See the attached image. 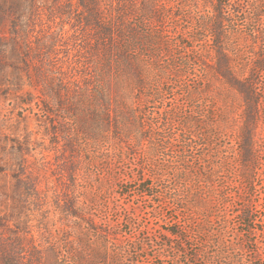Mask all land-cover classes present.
<instances>
[{
    "label": "rangeland",
    "instance_id": "rangeland-1",
    "mask_svg": "<svg viewBox=\"0 0 264 264\" xmlns=\"http://www.w3.org/2000/svg\"><path fill=\"white\" fill-rule=\"evenodd\" d=\"M162 1L171 6L166 10L172 18L165 25L195 46V56L204 63L196 65V77L192 72L189 82L180 79L194 90L206 79L201 71L212 74L216 60L206 24L214 7L228 0ZM236 1L239 13L228 27L226 48L232 50L238 77L254 78L261 100L255 139L262 166L250 200L253 210L264 214V70L254 65L264 62V0ZM133 2L141 9L145 1ZM88 4L0 0V264H58L56 255L65 254L71 262H82L80 254L87 256L98 246L88 229L91 221L97 232L110 225L120 242L119 264H264V227L258 225L249 234L239 225L243 204L236 189L238 166H211V148L193 154L194 160L205 155L206 166H181L176 154H160L144 171L153 197H140L123 195L129 188L137 192L138 169L146 163L136 146V127L128 140L122 133L114 137L112 127L101 120L104 148L97 152L85 145L74 122L72 99L91 83L95 29ZM94 4L109 10L116 1ZM207 78L205 94L210 97L200 101L197 111L180 97L188 89L174 85L160 102L147 104L145 112L138 109L135 119L143 112L148 125L162 122L164 132L178 135V121L190 113L206 123L225 114L217 155L232 162L241 108L216 95L224 88L221 80ZM81 113L87 114L86 109L80 107V118ZM197 177L202 188L190 193L199 184Z\"/></svg>",
    "mask_w": 264,
    "mask_h": 264
},
{
    "label": "trees",
    "instance_id": "trees-1",
    "mask_svg": "<svg viewBox=\"0 0 264 264\" xmlns=\"http://www.w3.org/2000/svg\"><path fill=\"white\" fill-rule=\"evenodd\" d=\"M94 1L96 3L97 0H89L87 6V11L91 13V25L95 29L91 83L79 94L76 93L72 99L74 122L77 129L84 134L85 145L93 146L97 152L104 148L102 143L104 140L98 128L101 120L105 125L112 127L115 132L114 137L122 133L128 140L131 130L136 127L135 131H138L135 135L136 146L140 150L141 160L146 163L141 162L138 169L137 192H133L130 188L125 191L121 184L119 186L125 191L123 195L136 193L140 197H153L146 188L150 185L147 183L144 171L145 166L160 159V154L166 155L164 153L168 152L176 154L179 159L177 164L181 166H195L194 162L198 166H206L205 155L201 159L194 160L196 158L193 154L204 147L211 148L207 156L209 160H213L211 166H238L236 189L240 190V200L243 204L238 216L239 225L247 228L249 234L255 232L258 225L264 227V214L262 211H254L250 200V196L252 197L256 190L259 167L262 166L255 139V130L260 121L261 100L254 78L238 77L239 74L234 71L229 55L232 50L226 48L230 35L228 27L232 24V19L237 16L236 13H239L235 8L237 1L228 0L227 4L218 3L214 7V13L210 15L206 26L212 38L216 60L212 66V74L205 70L201 71L206 79L201 78L202 85L198 82L199 85H196L194 90H190V86L181 80L189 82L187 79L192 72L196 77V65L204 63L195 56L197 55L195 46L180 40L179 35L172 33L165 25L168 18H172L166 10L171 6L162 0H144L141 9H138L134 0H115L114 7L109 6V10H104L101 7L95 8ZM254 65L257 66V70H264L263 61H256ZM207 74L210 78L214 76L216 80L223 82L224 88L219 89L216 95H223L225 101L230 99L238 104L239 109L241 108L239 115L241 124L235 131L237 154L233 156L232 162L229 161L228 156H218L220 150L216 144L217 138L222 136L221 128L226 124L225 114L217 115L212 119H215L214 121L208 120L206 123L203 120L205 118L197 120L195 114L190 113L187 118L178 121L177 125L181 128L178 135L170 129L164 132L161 128L162 122H159L157 127L152 123L148 125L143 112H141L142 118L135 119V112L138 109L144 110L147 104L157 100L160 102L164 93L174 85L188 89L186 93L182 92L180 97L187 101L191 111L194 109L197 111L200 101L208 100L210 97L205 94L209 84ZM80 107L87 112V114L81 113L82 118L77 115ZM171 122L172 126L174 120L172 119ZM219 123L222 125H218ZM168 126L170 127V122ZM143 142L147 144L145 147L147 149L143 147ZM196 179L199 180V184L190 187V193L202 188L200 178ZM206 180L211 181L210 178ZM183 182H186V179ZM254 213L259 214V217L256 218ZM73 215L79 217L77 212H73ZM96 228V223L92 221L88 223V229L93 231L92 237L96 239L98 246L91 248L87 256L80 254L82 262H71V257L65 254L56 255L57 263L119 264L120 258L116 251L120 242L110 233V225L107 224L98 232ZM169 233L179 236L178 232Z\"/></svg>",
    "mask_w": 264,
    "mask_h": 264
}]
</instances>
